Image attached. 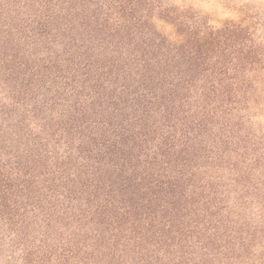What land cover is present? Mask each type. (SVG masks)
<instances>
[{
  "label": "rangeland",
  "instance_id": "rangeland-1",
  "mask_svg": "<svg viewBox=\"0 0 264 264\" xmlns=\"http://www.w3.org/2000/svg\"><path fill=\"white\" fill-rule=\"evenodd\" d=\"M0 264H264V0H0Z\"/></svg>",
  "mask_w": 264,
  "mask_h": 264
}]
</instances>
